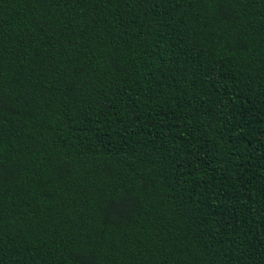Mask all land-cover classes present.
<instances>
[{"label":"trees","instance_id":"trees-1","mask_svg":"<svg viewBox=\"0 0 264 264\" xmlns=\"http://www.w3.org/2000/svg\"><path fill=\"white\" fill-rule=\"evenodd\" d=\"M0 264H264V0H0Z\"/></svg>","mask_w":264,"mask_h":264}]
</instances>
